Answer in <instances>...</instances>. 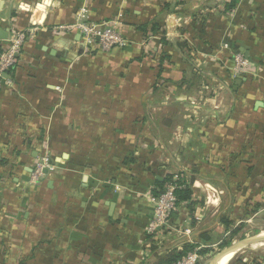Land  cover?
<instances>
[{
  "label": "crops",
  "instance_id": "obj_1",
  "mask_svg": "<svg viewBox=\"0 0 264 264\" xmlns=\"http://www.w3.org/2000/svg\"><path fill=\"white\" fill-rule=\"evenodd\" d=\"M230 1L2 0L8 39L0 45L13 32L35 33L0 80V264H157L201 232L225 234L219 218L248 194L237 187L264 171V0L247 4L257 16L244 30L245 0L232 10ZM81 19L115 23L125 45L87 53L77 34L58 30ZM151 21L159 30L143 38L137 28ZM177 41L194 56L227 43L258 70L214 99L203 79L224 83L230 62L194 67ZM188 98L201 103L195 112ZM41 151L55 172L20 191ZM161 166L167 175L192 171L204 206L193 224L181 205L160 244L147 248L146 197L158 191ZM204 184L221 193L217 207L206 205Z\"/></svg>",
  "mask_w": 264,
  "mask_h": 264
},
{
  "label": "built area",
  "instance_id": "obj_2",
  "mask_svg": "<svg viewBox=\"0 0 264 264\" xmlns=\"http://www.w3.org/2000/svg\"><path fill=\"white\" fill-rule=\"evenodd\" d=\"M248 3L251 4L252 0H248ZM231 13L232 12H230L229 14ZM81 18L83 17L81 16ZM240 27L241 30H244L246 28L244 27V25H240ZM58 30L68 31L71 32V34H77L81 39L82 45L87 53H89V51H92L94 48L101 50H110L114 47H121L125 44L123 38L121 37V34L117 31L115 23H110L108 25L103 24V26H101L100 24L88 21L85 22L83 19H81L73 25L61 26L60 28H58ZM164 30L166 33V38H169L170 28L165 27ZM34 33L35 30L13 32L10 36V39L8 40V43L1 46L2 50L0 51V80L2 79L4 74H6L10 69L14 68L16 59L17 57H19L21 50L25 45L26 39L34 37ZM226 51L229 52L228 56L225 54ZM193 57V61L195 63L194 67L214 64L220 61H222L223 63H226L228 61L230 62V66L227 70L229 74L228 79L225 80L224 83H218L217 81H213L210 86L212 88L211 92L209 93L213 96L214 99L219 96L218 94L220 92V89L228 91L230 90L231 85L234 81H236L237 79L239 80L240 78H248L252 76L256 70H258V64L253 63L248 57H245L243 53H241L238 49L230 48L227 43L221 44L220 48L218 50H215L212 54H201ZM195 108H200V105L197 103ZM213 109H218V107H213ZM158 170L159 173H165V175H167L162 166L159 167ZM54 172L55 168L53 167L49 154L45 152L43 153V151H41L38 156V159L34 162L32 166V171L29 175L28 181L21 185L20 191L41 184L47 174H52ZM179 172H184L188 174L186 171ZM175 181L176 176L172 178L171 184L165 185L160 195L157 196L149 194L146 197L147 203L152 211V217L143 230V238L146 241L145 246L147 248L148 244H160L165 231L171 228V216L177 214L178 209L181 208L180 206L176 205V198L174 194L176 185L173 184V182ZM196 184L197 182L193 181L191 189L193 188V186H196ZM204 189L206 192L207 205L210 204L213 207H217L220 202L221 193L208 184H204ZM20 191L17 192V195H23ZM193 199L195 198L193 197ZM194 209L195 210L193 215L196 218L197 213L203 209V205H196ZM183 235L189 237L190 233L188 230H185L183 231ZM187 244H194V241L188 240ZM217 245L218 244H212L210 246H206L204 244H200L194 249L193 252L189 253L185 258L181 259L176 264H202L204 258H208L212 254V252L218 250ZM179 249L181 250V248ZM202 249L211 250L205 255H200L199 251ZM232 260L233 259H231V261Z\"/></svg>",
  "mask_w": 264,
  "mask_h": 264
},
{
  "label": "trees",
  "instance_id": "obj_3",
  "mask_svg": "<svg viewBox=\"0 0 264 264\" xmlns=\"http://www.w3.org/2000/svg\"><path fill=\"white\" fill-rule=\"evenodd\" d=\"M246 9H247V4L248 0H245L244 2ZM234 7V1L231 0L230 2L227 3V8H229L230 10H232ZM245 9V10H246ZM253 15H252V14ZM246 15L244 16V19L242 18V13L240 14V18L242 19H238L237 23H239V25H244V27H246V29H249L251 27V24H253L254 26V22L256 19V14H257V10L255 11H251V9H247L246 10ZM249 16V20L247 19ZM196 20H199L198 17H196ZM204 17H201V20H199L200 22H203ZM246 20V21H245ZM141 33L143 38H146V36H148V34H155L158 32L159 27L158 24L151 21L149 23H146L144 25H140L137 28ZM165 43V42H164ZM175 47L178 48L179 50L182 51H186L188 53L187 55V59L189 62L192 63L193 59H194V53L193 54H189L191 52V48L188 46V44L185 41H177L175 43ZM234 48V47H233ZM1 45H0V51H1ZM101 50V49H100ZM217 50V48H214L212 51H210L212 53H214V51ZM92 53H90L91 55ZM19 57H17L16 62H15V66L14 68L17 67V65L19 64ZM165 60L164 56L160 57V60L158 62V77L160 76L161 71V65L163 64ZM259 65L264 64V58L262 60L259 61L258 63ZM14 68L10 69L7 74H9L10 76L13 74L14 72ZM232 85L231 88L232 89ZM137 150V148H136ZM141 152V151H139ZM134 156L135 153L133 152ZM133 163V159H127L126 163ZM176 176V181L173 182L174 185H176V189L174 190V194H175V198H176V205L177 206H184L185 209L188 211L189 215L191 216V221L194 224L195 220L193 217L194 214V208L196 205H200L199 202H197L195 199H193V192L191 189L192 183L194 181V176H193V172L190 171V174H186V173H177L175 175H165L163 176V180L162 182H158L155 181V185L158 188V191L154 192V195H159L160 189L161 191L163 190V188L165 187V185L167 184H171L172 182V178ZM254 181H252L251 183L247 182V185H242L237 187L240 191H238V195H240V197L243 195L245 197V195L242 193V191L245 193V190H247L248 194H246L245 200H243L239 206H237L236 203H234V211H231V209L228 211V214L222 215L219 218V223L225 227V234L222 235L221 238L217 239V240H213V238H211L208 234V232H201L198 236H197V242H194V244H186L182 247L181 251H176V250H172L170 252H167L165 255H162L161 257L158 258L157 260V264H176L178 261H180L181 259L185 258L189 253L193 252L194 249L200 245V244H204L206 246H210L212 244H218L217 248L218 249H224L228 246H230L234 240V238L241 232V230L244 227V223L241 222V220L247 218V217H251L253 216L255 213H257V211L262 207V202L260 201L261 198H263L264 195V171L255 175L254 177ZM262 181V182H261ZM190 183V184H189ZM240 185V184H239ZM238 186V183L235 185ZM240 193V194H239ZM250 193V194H249ZM251 195V196H250ZM258 196H261V198H257ZM237 196V200H238ZM182 205V206H181ZM237 206V207H236ZM170 222H173V216H171ZM241 222V223H240ZM236 223H240L239 225ZM211 249H202L199 251L200 255H205L207 254ZM261 260H255V261H251L250 264H264V257H260ZM19 264H26V262L20 261ZM229 264H244L241 262L240 259H236V260H232Z\"/></svg>",
  "mask_w": 264,
  "mask_h": 264
},
{
  "label": "rangeland",
  "instance_id": "obj_4",
  "mask_svg": "<svg viewBox=\"0 0 264 264\" xmlns=\"http://www.w3.org/2000/svg\"><path fill=\"white\" fill-rule=\"evenodd\" d=\"M123 41H124V43H126L124 39H123ZM213 81H215V79H213L212 76H207V77H205V79H203V82H204L203 83V86L204 87H202V88H203V91L206 93V95H208L207 94V90L209 88L211 89L210 86L213 83ZM218 95H219V97H221L223 95L226 96L227 93H225V90L220 89V92H219ZM198 104L201 105V103H198ZM188 105H189V109H191L192 112H195L196 111L195 106L197 105V102L195 100H193L191 98H188ZM215 107H219V105L216 104ZM176 173L177 172H175V174ZM204 201H205V203L207 205L206 194L204 196ZM197 202H199L200 205L202 204L200 201H197ZM210 207L212 208L213 206L210 205ZM219 211H222V207L221 206L219 208ZM219 214H221V213H219ZM241 222L244 223V227L241 230V232L234 238V240H233L232 243H235V242H237V241H239L241 239H244V238L252 237V236L257 235V234H260V233L262 235V233L264 232V201L262 202V207L257 211V213H255L251 217H247V218L241 220ZM240 223H236V224L239 225ZM221 250L222 249H218V250H215L214 252H212V254L208 258H204L202 264H209L210 261L213 260L214 256H216L217 254H219ZM230 256H233V255L232 254H226V255H224L218 261L217 264H222L223 263V260H225V258L230 257ZM260 257H264V244H254L252 246H249V247H246V248L242 249L241 251H239L233 257V260L240 259L242 263H244V264H250L251 261L261 260ZM229 263H227V264H229Z\"/></svg>",
  "mask_w": 264,
  "mask_h": 264
},
{
  "label": "water",
  "instance_id": "obj_5",
  "mask_svg": "<svg viewBox=\"0 0 264 264\" xmlns=\"http://www.w3.org/2000/svg\"><path fill=\"white\" fill-rule=\"evenodd\" d=\"M2 6H3V4H2V0H0V10H1ZM7 39H8V32H7V30L2 29V28L0 27V42H2V41H6ZM239 51H240L241 53H243V55H244L245 57H247V53H246V52H244L242 49L239 50ZM5 76H6V75H5ZM240 82H241V81L238 80V81L236 82V85H239ZM157 180H158V181H161L160 178H158ZM254 244H264V235H261V233H260V234L254 235V236H252V237L244 238V239H241V240H239V241H237V242H235V243H232L230 246H228V247L222 249V250L220 251V253L217 254V255L213 258V260L211 261L210 264H215V263L217 264L218 261H219L224 255H226V254H232L233 257H234V256H235L239 251H241L242 249H244V248H246V247H249V246H252V245H254ZM233 257H232V259H233Z\"/></svg>",
  "mask_w": 264,
  "mask_h": 264
},
{
  "label": "bare ground",
  "instance_id": "obj_6",
  "mask_svg": "<svg viewBox=\"0 0 264 264\" xmlns=\"http://www.w3.org/2000/svg\"><path fill=\"white\" fill-rule=\"evenodd\" d=\"M262 235H264V232L262 233ZM230 257H233V256H230ZM227 258H229V257H227ZM227 258H226V259H227Z\"/></svg>",
  "mask_w": 264,
  "mask_h": 264
}]
</instances>
